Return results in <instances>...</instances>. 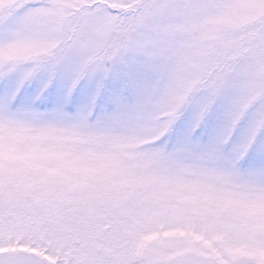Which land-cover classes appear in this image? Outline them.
Returning <instances> with one entry per match:
<instances>
[{"label": "snow or ice", "instance_id": "obj_1", "mask_svg": "<svg viewBox=\"0 0 264 264\" xmlns=\"http://www.w3.org/2000/svg\"><path fill=\"white\" fill-rule=\"evenodd\" d=\"M0 264H264V0H0Z\"/></svg>", "mask_w": 264, "mask_h": 264}]
</instances>
